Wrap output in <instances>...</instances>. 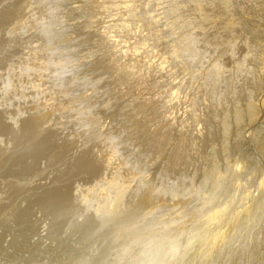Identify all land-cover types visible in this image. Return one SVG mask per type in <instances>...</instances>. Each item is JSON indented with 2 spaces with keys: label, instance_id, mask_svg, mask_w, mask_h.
Returning a JSON list of instances; mask_svg holds the SVG:
<instances>
[{
  "label": "rangeland",
  "instance_id": "obj_1",
  "mask_svg": "<svg viewBox=\"0 0 264 264\" xmlns=\"http://www.w3.org/2000/svg\"><path fill=\"white\" fill-rule=\"evenodd\" d=\"M262 44L264 0H0V264H264Z\"/></svg>",
  "mask_w": 264,
  "mask_h": 264
},
{
  "label": "bare ground",
  "instance_id": "obj_2",
  "mask_svg": "<svg viewBox=\"0 0 264 264\" xmlns=\"http://www.w3.org/2000/svg\"><path fill=\"white\" fill-rule=\"evenodd\" d=\"M253 37H255V36L253 35ZM251 42H252V41H251ZM262 45H264V44H262ZM254 46H255V45H254ZM255 48H256V47H255ZM261 49H262V48H261ZM255 50H256V49H255ZM256 52H258V54H259V51H256ZM252 54H253V53H252ZM258 54L256 53L254 57L256 58V55H257V57H258ZM259 58H260V57H259ZM255 62H256V61H255ZM255 62H254V63H255ZM256 64H257V63H256ZM256 64H255V65H256ZM263 64H264V63H263ZM263 64H262V65H263ZM258 65H259V64H258ZM253 66H254V65H253ZM259 66H260V65H259ZM263 66H264V65H263ZM262 68H264V67H262ZM262 68L260 67L259 69L261 70ZM253 69H254V68H253ZM253 69L251 68V70H253ZM255 69H257V68H255ZM260 70H259V72H260ZM263 70H264V69H263ZM253 71H254V70H253ZM257 71H258V69H257ZM251 73H252V72H251ZM257 73H258V72H257ZM253 74H254V72H253ZM255 74H256V72H255ZM257 75H258V74H257ZM259 75H260V73H259ZM261 75H262V74H261ZM252 77H253V75H252ZM254 77H255V76H254ZM255 78H256V77H255ZM259 78H260V76H259ZM257 79H258V77H257ZM250 81H251V80H250ZM250 81H249V82H250ZM256 81H259V80H256ZM256 81H254V82H256ZM261 81H262V78H261ZM263 81H264V80H263ZM252 82H253V81H252ZM254 82H253V83H254ZM257 83H258V82H257ZM257 83H256V84H257ZM259 83H261V82H259ZM251 85H252V84H251ZM253 85H254V84H253ZM259 85H260V84H259ZM253 87H254V86H253ZM241 91L244 93V91H243L242 89H241ZM241 91H240V92H241ZM242 92H241V93H242ZM258 92H259V91H258ZM237 94H238V93H237ZM241 95L243 96V94H241ZM241 95H239V96H241ZM242 96H241V97H242ZM255 98H256V96H255ZM239 99H240V98H239ZM253 100H254V98H253ZM232 192H233V191H232Z\"/></svg>",
  "mask_w": 264,
  "mask_h": 264
}]
</instances>
